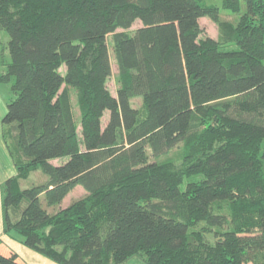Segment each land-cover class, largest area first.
<instances>
[{
  "label": "trees",
  "instance_id": "1",
  "mask_svg": "<svg viewBox=\"0 0 264 264\" xmlns=\"http://www.w3.org/2000/svg\"><path fill=\"white\" fill-rule=\"evenodd\" d=\"M222 8L237 25L205 0H0L17 170L5 234L58 264H264V0ZM203 18L222 40L202 37ZM180 145L177 168L163 158ZM37 169L44 181L23 188ZM78 186L87 195L60 209Z\"/></svg>",
  "mask_w": 264,
  "mask_h": 264
},
{
  "label": "rangeland",
  "instance_id": "2",
  "mask_svg": "<svg viewBox=\"0 0 264 264\" xmlns=\"http://www.w3.org/2000/svg\"><path fill=\"white\" fill-rule=\"evenodd\" d=\"M208 5H218L220 8V22L222 23H231L234 25H237L240 18L241 14L233 13L227 9L222 8V0H205ZM246 11V4L242 2V12L244 13ZM141 26V23L136 22L134 26L127 30V33L132 34L134 31L137 30ZM200 26L203 30V35L202 37H211L215 40H222V30L220 28L219 24L214 23L211 19L209 18H203L200 21ZM123 31V30H119ZM111 37L109 38V43H110V53L112 57V64H113V73L112 77L110 78L108 82V87L111 93L116 96L117 90L119 88V77H118V67L116 65V62L114 60V55H113V50H112V43H111ZM8 42H9V36L5 31H2L0 33V76L2 74H6V66L7 63L10 61V53L8 49ZM227 46V45H224ZM63 70V69H62ZM12 83H3L0 82V93H1V98L2 100L6 103L5 105L3 104L4 109H2V106L0 105V114H6V107L7 104L12 101V99L15 98V96L12 93V88H11ZM75 99V98H74ZM74 108L75 112L77 113L76 115H79V110L76 106V100H74ZM1 104V101H0ZM132 105L135 108H138L140 110H144V104H143V99L141 97L135 98L132 101ZM4 116V115H3ZM3 118V117H2ZM0 117V121L2 119ZM108 121V115L105 116L103 125L105 126ZM3 125V123H2ZM79 133L81 135V128H79ZM3 140H4V127H3ZM5 143V142H4ZM6 146V144H5ZM7 148V147H6ZM190 153V149L188 146H183L180 145L177 148H175L173 151H171L167 156H165V159L167 162L173 163L175 167L180 168L181 166H184L186 163H188V156ZM68 160L67 157L56 159L51 161L52 164L55 166H60L64 163H66ZM14 164V163H13ZM15 166V165H14ZM17 172V170H16ZM45 175L42 174L40 169H37L36 171H33L28 179L26 180H21L20 184L22 185L23 188L30 187L33 183H39L44 181ZM186 183V182H185ZM2 187V186H1ZM182 188H185V184L182 186ZM2 193V192H1ZM85 195H87V192L80 186L76 187L63 201L62 205L60 206V209H65L67 208L71 203L83 198ZM1 199H2V194H1ZM2 203V201H1ZM58 209H49L50 213H55ZM4 223V222H3ZM3 234H0V238L3 239V245L0 247V254L3 255H10L11 252H15L19 255V262L21 264H58L49 258L35 252L34 250L28 248L24 244V238L22 235L16 233V232H11L10 234H5L4 233V227H3ZM125 264H146L145 260L141 257V255H136L130 258Z\"/></svg>",
  "mask_w": 264,
  "mask_h": 264
},
{
  "label": "crops",
  "instance_id": "3",
  "mask_svg": "<svg viewBox=\"0 0 264 264\" xmlns=\"http://www.w3.org/2000/svg\"><path fill=\"white\" fill-rule=\"evenodd\" d=\"M0 101H1V106L2 109H4L3 104L5 105L6 103L2 100L1 98V93H0ZM7 108V107H6ZM1 111V109H0ZM7 111V109H6ZM5 116V114H3ZM0 114V117L4 118V116ZM0 121V234L2 235L3 233V208H2V199H1V186L3 183H5L8 179L15 177L17 175L16 168L13 164V161L9 155V152L5 146L4 140H3V125H2V120Z\"/></svg>",
  "mask_w": 264,
  "mask_h": 264
}]
</instances>
